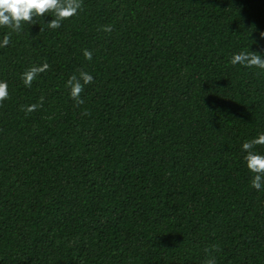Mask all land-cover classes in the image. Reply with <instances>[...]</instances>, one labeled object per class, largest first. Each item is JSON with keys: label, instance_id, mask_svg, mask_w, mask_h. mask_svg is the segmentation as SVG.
<instances>
[{"label": "trees", "instance_id": "16d2710c", "mask_svg": "<svg viewBox=\"0 0 264 264\" xmlns=\"http://www.w3.org/2000/svg\"><path fill=\"white\" fill-rule=\"evenodd\" d=\"M52 18L0 48V264H264L242 150L264 133V71L230 64L264 56V0H83Z\"/></svg>", "mask_w": 264, "mask_h": 264}, {"label": "clouds", "instance_id": "9594fccd", "mask_svg": "<svg viewBox=\"0 0 264 264\" xmlns=\"http://www.w3.org/2000/svg\"><path fill=\"white\" fill-rule=\"evenodd\" d=\"M83 0H0V28L8 29L0 40V48L7 47L10 43L12 33L19 34L22 31L23 25L41 23V18L51 15L53 18L47 24H44L49 29H58L64 20L70 19L77 15L79 10H82ZM43 24V23H42ZM105 32L112 31L111 26H105ZM40 31H43L40 28ZM260 37L264 39V32H260ZM83 56L87 60L92 59V52L85 49ZM232 66L241 65L247 68H258L264 71V56L250 51H241L234 54L230 59ZM50 68V65L45 62L39 66H32L22 73L21 79L25 87H31L32 82L39 74L45 73ZM93 82V76L83 70H78V73L71 75L66 81L65 87L69 91L70 98L75 101L79 107L84 103L81 98V93L86 85ZM9 98L8 85L4 81H0V104ZM43 96L38 104L30 106H21V110L27 115L43 106ZM84 111L81 115H89ZM264 145V133L259 134L256 138L250 141H245L242 144V150L246 153L243 159L248 171L252 174L251 186L256 190H261L264 185V155L254 151L255 146ZM212 250L219 251L218 246H212ZM205 252H210L206 248ZM205 264H215V259H208Z\"/></svg>", "mask_w": 264, "mask_h": 264}]
</instances>
